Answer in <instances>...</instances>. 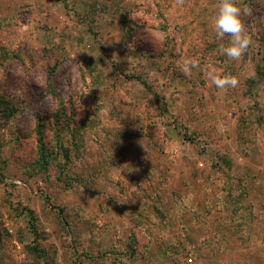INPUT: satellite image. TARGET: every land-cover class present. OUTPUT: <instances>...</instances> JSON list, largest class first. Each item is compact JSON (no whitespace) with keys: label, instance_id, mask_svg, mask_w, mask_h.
Wrapping results in <instances>:
<instances>
[{"label":"rangeland","instance_id":"obj_1","mask_svg":"<svg viewBox=\"0 0 264 264\" xmlns=\"http://www.w3.org/2000/svg\"><path fill=\"white\" fill-rule=\"evenodd\" d=\"M217 3L0 0V264H264V0L238 62Z\"/></svg>","mask_w":264,"mask_h":264},{"label":"clouds","instance_id":"obj_2","mask_svg":"<svg viewBox=\"0 0 264 264\" xmlns=\"http://www.w3.org/2000/svg\"><path fill=\"white\" fill-rule=\"evenodd\" d=\"M182 4L183 0H176ZM247 9L242 8L238 0H218L215 14L212 19V29L217 40L228 37L227 43L219 45V52L232 61H240L251 45V37L247 34L245 24L241 19ZM179 70L186 77L192 75L193 69H199L200 65L195 59H186L179 66ZM208 75L217 89L235 88L239 84L238 78L231 74H224L210 70Z\"/></svg>","mask_w":264,"mask_h":264},{"label":"trees","instance_id":"obj_3","mask_svg":"<svg viewBox=\"0 0 264 264\" xmlns=\"http://www.w3.org/2000/svg\"><path fill=\"white\" fill-rule=\"evenodd\" d=\"M128 77H133V76L129 75ZM184 136L187 137V138H190V136H188L187 133H185ZM47 201H48V200H47Z\"/></svg>","mask_w":264,"mask_h":264}]
</instances>
